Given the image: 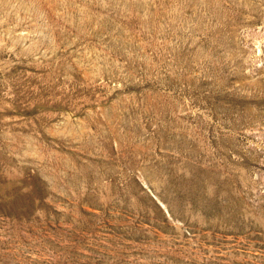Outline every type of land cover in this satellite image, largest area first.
I'll return each mask as SVG.
<instances>
[{"label":"rangeland","instance_id":"374dc122","mask_svg":"<svg viewBox=\"0 0 264 264\" xmlns=\"http://www.w3.org/2000/svg\"><path fill=\"white\" fill-rule=\"evenodd\" d=\"M0 264H264V0H0Z\"/></svg>","mask_w":264,"mask_h":264}]
</instances>
